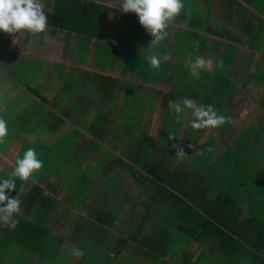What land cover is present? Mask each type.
Here are the masks:
<instances>
[{"label":"crops","instance_id":"obj_1","mask_svg":"<svg viewBox=\"0 0 264 264\" xmlns=\"http://www.w3.org/2000/svg\"><path fill=\"white\" fill-rule=\"evenodd\" d=\"M42 2L45 10L52 9L54 0ZM95 2L108 8L99 33L93 24L92 35L48 26L37 35L25 32L22 44H33V49L21 54L12 77H0V111L7 124L26 117L8 134L13 138L0 144V179L9 177L29 147L43 162L29 181L16 180L22 183L16 195L21 213L14 217L15 229L0 223V264H219L216 244L177 232L170 192L177 195L168 184L187 189L205 211L222 194L216 181L197 177L206 161L224 160L227 166L232 157L227 161L223 156L232 153L264 172V0H183L168 36L150 47L153 37L135 13H122L119 0ZM117 51L118 62L104 61ZM149 55L162 59L159 69L149 66ZM197 56L215 62L198 79L189 67ZM22 68L26 71L17 78ZM99 75L106 84H100ZM27 78L30 86L24 84ZM185 97L212 105L228 123L192 129L190 109L177 114L169 108V101ZM125 100L129 105H123ZM173 126L175 139L163 146L164 138L170 141L164 128ZM119 136L128 141L139 137L137 147L122 153L162 152L164 158L176 151L173 144L181 145L187 156L179 163L193 164L197 174L162 175L175 159L149 158L161 165L160 176L136 175L130 170L132 155L127 160L116 154ZM191 142L195 147L188 153ZM109 148L110 155L98 156ZM235 192L231 216L234 223H243L251 211L239 202L244 192ZM28 247L39 250L24 252ZM74 248L83 255H72ZM249 262L238 255L227 263Z\"/></svg>","mask_w":264,"mask_h":264},{"label":"trees","instance_id":"obj_2","mask_svg":"<svg viewBox=\"0 0 264 264\" xmlns=\"http://www.w3.org/2000/svg\"><path fill=\"white\" fill-rule=\"evenodd\" d=\"M95 1L54 0L52 9L50 11L45 10L48 19L47 26L53 30L61 29L67 32L72 31L76 34L85 33L92 35L91 29L93 24L97 26L99 33L107 16L108 8L97 4ZM89 40L87 39L85 42L87 43ZM120 56L121 53L117 51L115 52V56H111L110 60L106 57L108 58L106 60L114 64L118 62ZM26 61L22 59L20 62L24 64ZM25 71L26 69L22 68V72ZM18 73H21V71L19 70ZM99 77L100 84H106L104 82L106 78L102 75H99ZM114 86L118 87L116 81ZM229 156L232 157V160H235L233 161L235 167L231 168L230 162L226 158ZM223 157L228 161L227 166L224 165V160L222 161V164L228 171L225 174L232 173L234 177L232 180H228L223 176L224 181L217 180L216 183L226 191L221 190L222 194L220 192L219 196L216 195L217 198H215L214 204L210 206V209L201 210L197 201L193 200V195L187 189H178L176 185L169 183L168 187L173 188V191L177 195L175 196L168 189L163 188V191L167 194L170 192L171 196H173V201L175 200L176 203L175 212H177L176 218L179 222L177 224V232L183 234L187 239H204L212 247L216 244L219 247L218 255L222 259V262L220 263L219 261V264H228V261L230 262L238 255L249 259L250 262L247 264H264V200L262 199L264 180L261 181L264 179V172L260 173L254 168L248 167L244 163L242 164V162L234 158L235 155L232 153ZM130 158L134 159L135 156L132 155ZM120 161L122 162V159H118V162ZM151 163L152 161L148 159L138 157L130 170L136 175L142 171L151 178L159 177L161 165ZM21 184V182H16V191L9 192L6 190V195L9 198L15 197L19 192ZM235 191L244 192V198L239 200V202L247 204L251 211L243 223H234L231 216L237 202L231 196L233 193L236 194ZM252 195H255L254 200L250 199ZM25 250L24 252L30 253V250L33 252L39 249L33 247L30 249L28 247ZM43 258L45 259V256Z\"/></svg>","mask_w":264,"mask_h":264},{"label":"clouds","instance_id":"obj_3","mask_svg":"<svg viewBox=\"0 0 264 264\" xmlns=\"http://www.w3.org/2000/svg\"><path fill=\"white\" fill-rule=\"evenodd\" d=\"M118 4L122 13H135L139 24L153 37L149 47L160 43L168 36L169 25L184 8L183 0H119ZM47 25L48 19L42 0H0V32L10 36L25 32L37 35L45 32ZM167 59L166 56L163 57V61L166 62ZM161 63L162 59L157 55L148 56V64L152 69H159ZM214 63L212 59L205 60L199 56L194 61L190 58V74L198 79L200 72L212 70ZM222 64L221 61L216 66L222 67ZM169 108L177 114L185 108L190 109L193 117L190 127L194 130L219 128L228 123V117L219 114L212 105H198L195 100L188 97L180 102L169 101ZM8 132L7 122L0 118V144L5 143ZM169 139L175 137L170 136ZM188 147L194 148L195 145L189 144ZM172 148L176 150L178 159L182 160L187 156L183 146L173 144ZM42 168L43 162L37 157L35 149L29 147L22 158L16 159L9 177L0 179V223L11 229L16 228L18 221L14 217L21 213V201L17 196L9 198L6 190L16 191L17 179L27 182ZM71 254L77 257L83 255L79 248H74Z\"/></svg>","mask_w":264,"mask_h":264},{"label":"rangeland","instance_id":"obj_4","mask_svg":"<svg viewBox=\"0 0 264 264\" xmlns=\"http://www.w3.org/2000/svg\"><path fill=\"white\" fill-rule=\"evenodd\" d=\"M23 34L24 33H22V34L21 33H17V34H14L13 36H10V35H7V34H5L3 32H0V64H2L3 67H4V68H1L0 77H2V76L7 77V78L12 77V74L14 72V67L16 66L21 54L22 53H26L28 49H33V44H29L28 46H23V44H22ZM27 56H29V55H27ZM104 59H107V58L104 57ZM20 71H21L22 74L25 73V72H22V69ZM21 73H18L19 77L17 76V78L21 77ZM37 78H38V76H36L34 78L32 84H31V87H32L33 90H36L34 88V85L36 83ZM29 80H30V78H27V80L24 81V84L30 86ZM47 85H48V82L44 81L43 88L47 87ZM123 105L124 106L129 105L128 101L125 100ZM13 110H14V112L17 111L16 108H13ZM132 112L129 111L127 113V115H128L127 118L129 117L130 113H132ZM17 113L19 114V112H17ZM21 113H23V112H21ZM0 114H1L2 118L6 121L2 111H0ZM18 114H16V115H18ZM16 115H14L12 118H14ZM25 118L26 117H24L20 121L11 122L10 124H9V120H8V126H9L8 127V129H9L8 134L14 133L15 130H16V126H18L20 124H23V123H26L25 122ZM127 118H124V121H127ZM164 132L167 135L173 136L174 126L172 128H170V129H169V127H168V129L164 128ZM11 138H13V136L12 135H8L4 144H6L9 140H11ZM126 139L127 138H125V140H124L122 136L118 137L117 145L118 144L119 145H118V151L116 152V154L120 155V156H122L124 154L123 157H126L127 160H128L130 155H134L135 156V158H134L135 160L138 157L139 158H144L146 160L147 159L149 160V158H151V159L154 158L157 162H159V161L164 162L167 159H169V161H170L171 158H174L175 162H173L170 166L164 167V169L162 170V175L163 174H165V175H173V173L178 172V173H180L182 175H187V176L191 177L194 173L197 174V168H195V166L193 164H188V167H187V165H186V163L184 161H181L179 163V159L176 157V154H177L176 151H174L173 155H170V157L167 154V157H164V158L161 155L162 152L152 153V152H149V151L140 152L139 150H136V151H126L127 153H122V150L124 148H126L128 146L137 147L138 143H139V137H134L132 139V141L131 140L128 141ZM187 141H190V140H187ZM172 142H173V139L168 141V139L164 138V140L162 142V145L163 146L166 145V144L169 145ZM191 144H193V143L191 142ZM158 147H157V149H158ZM145 149H148V147H146ZM110 150H111V148H109V149H107V150H105L103 152H100L98 154V156L100 157L101 153H107L108 155H110L112 153V151H110ZM186 151H188V153H192V148H190V149H188ZM201 155H202V153L198 154L197 156L199 157ZM21 156H23V154H21ZM195 156H196V153H195ZM19 158H21V157H19ZM101 159H103V158H101ZM129 159H130V162H132L131 164L134 165L135 164V160L133 158H129ZM233 161L230 162L231 168L235 167V164L233 163ZM205 163L206 164H205L204 167H200L204 171V173H203L204 176L201 175V174H199L197 176V177H200L201 181L203 179L209 180V181H212V182H215V181L217 182V180L224 181V179H223L224 177L223 176H225V178L228 179V180H232L233 179L234 175L232 173L225 174L228 171L226 169H224L223 167H220V165L222 164L221 160H220V162L215 161V160L214 161L209 160V161H206ZM201 165H203V164L201 163ZM139 171H140V168H139ZM143 175L147 176L144 173H143ZM185 184L187 185V187L191 186L192 181H187V183H185ZM231 184H233V183H231ZM204 185H206V184H204ZM216 186H218L219 189H221L222 191H224V192L226 191L222 187H220V185L218 183H216ZM231 196L236 200V195L235 194H231ZM208 204H211V202H209ZM177 224H178V221H177Z\"/></svg>","mask_w":264,"mask_h":264}]
</instances>
